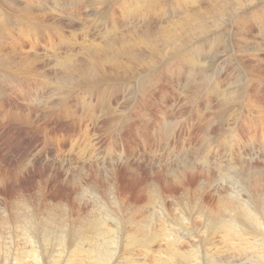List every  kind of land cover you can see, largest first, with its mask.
<instances>
[{
    "label": "rangeland",
    "instance_id": "obj_1",
    "mask_svg": "<svg viewBox=\"0 0 264 264\" xmlns=\"http://www.w3.org/2000/svg\"><path fill=\"white\" fill-rule=\"evenodd\" d=\"M28 1L0 0V23L4 26L0 30V35L2 34L3 36H0V39L6 40V45L12 37H20L28 40V43L29 41L40 40V43L34 47L24 49L23 53L30 52L31 54V58L24 60L22 59L23 53L18 58L15 52L9 51V44L7 47L0 46V240L6 244V247H9L8 251H5V256L0 252V264H15L17 252L22 248L28 250V247L30 251L34 252V255L39 252V255H35L34 259L36 257L41 258L42 249L39 251L40 247L38 244L42 243L38 239V235H35L38 234L37 230L34 231L35 233H31L30 231L33 229L30 228L24 231L22 230V225L21 228L17 227L15 220L16 216H19L21 222H23V217L28 213L25 208L26 203L31 206V209L33 207L39 209L41 205L43 206L40 207L41 209L47 205L50 209L52 208L48 214L43 213L46 218L41 221L47 218L51 219L52 216L57 218L58 214H66L71 219L77 217L78 222L76 225L81 229L87 221L104 218L103 209L106 210L111 205L117 211L125 214L127 218L131 217L132 221L134 220L133 217L136 218L138 216L137 218L140 219L153 210L158 211V201L156 200L153 187L156 185L161 187L160 190H162L163 196L166 193L170 194L171 191L182 194L183 187H180L178 183L175 184L179 182L178 180L184 182L187 189L193 190L190 194L191 198L193 197L192 199H194L196 194H200L203 200L205 199L211 206L217 207L220 195L228 199L232 198L231 200L237 198L234 193L231 194L232 197H229L228 192L233 188V184H236L239 174H246V172L249 174L253 173L251 175L256 182L254 195H258V200L261 204L264 202V148L260 149L264 147V72L262 74V72H255L254 70L256 75L263 76H260V78L253 76V74L250 76L247 73L244 77L240 74L238 79L236 74H233L235 73L234 68L230 67L232 66L231 62H233L232 57L235 56L232 51L234 50L237 54L242 55L247 51L248 46L241 52L238 45L233 50H231L230 43L227 45L230 37L229 39L221 38L223 45L220 44L217 38L213 39V47L210 46L211 43H207L201 49L210 54L201 70L184 62L177 55L180 51L175 53V50L169 51L168 56L165 54L161 56L160 54V57L155 54L149 55L148 53L145 57L143 56V59L138 55V57H135V54H133L134 58L129 59L130 61L125 56V59L123 58L122 61L119 59L118 63H115L114 59L111 63L110 56V58L102 56L98 57V60L94 63L87 61V64L85 61L86 69L81 70L80 62L77 64L81 54L77 52L79 47H76L75 53L78 55L76 57L78 59L75 60L77 65L74 62V66L75 71L78 74L81 71V74L77 78L71 75L73 76L70 79L71 83L69 80V84L60 85L54 90L51 87L52 75L49 76V73H52L50 70L51 64L53 62L55 64L56 55L61 51L59 50L58 38L68 36L75 46L78 42L83 41L82 36L84 35L86 39L100 37V35L102 38L106 28L116 24L115 20L124 15L123 12L127 10L122 3L127 6L132 0H116V2L115 0ZM135 1L137 0L133 2ZM144 1L138 0L141 5L146 4ZM157 1L159 2L156 7L161 8V13L168 17H174L175 11L172 6L175 5L176 0H156V3ZM201 1L200 3H202ZM156 3H149V5L154 6ZM259 6L260 8L247 10L248 16L245 23L238 25L235 24V21L228 27L232 31H237L235 34H239V36L244 32L242 29L248 28L247 26L250 27L247 37L249 42L252 40L250 42L251 45H249L253 48L252 51H248L246 59L252 65H256V61H259L260 65L258 66L264 69V39L260 32L263 28L259 26L258 20H254L262 19L264 21V18H262L264 17V1ZM12 11H15L14 14ZM125 14L126 16H131L128 13ZM147 16L152 17L150 15ZM123 17L125 18V16ZM141 19H143V22H141ZM122 20L133 23L131 17ZM148 20V18L144 20L142 17L133 24L141 27ZM138 21L141 24H138ZM42 37H46V39L43 40ZM252 43L254 46H252ZM193 44L191 43L185 47L183 51L192 47ZM258 46L263 47V49L258 51ZM33 48H36L35 51L38 54L40 53V58L37 59L34 56ZM150 49H152L151 44ZM218 51H220V55ZM51 53L53 54L51 55ZM225 57L226 59H224ZM136 58L138 59L136 60ZM125 60L128 61L129 65H127ZM140 60L141 63H138ZM148 60L151 63H148ZM152 61L156 63V66L151 67L155 64ZM147 63L152 65L147 66ZM142 64L144 65L143 67L141 66ZM31 66H34V70L37 68V71H30L31 74L29 71L23 72L22 69L32 68ZM129 66H131V69ZM221 66L225 69L219 71ZM89 67L90 69H88ZM117 67L121 70L119 69L118 71ZM9 68L14 69L12 72H15L16 76L9 75L11 72ZM184 69L191 70L194 73V81L191 76L184 72ZM228 74H233V82H230L229 78L224 82ZM241 76L242 78L240 79ZM119 78L122 79L120 80ZM217 81L222 82V89L218 92L215 90ZM73 83L74 85H72ZM64 87L70 88V93L64 92L62 90ZM92 94L94 95L92 96ZM170 94H173L174 98ZM164 138L168 141V168L166 166L164 168L163 163L156 161L158 158L167 157V148H165L167 145L164 143ZM257 139H260L259 141L261 142L259 143ZM177 142L182 146L178 147ZM174 145L176 146L174 147ZM183 145L192 146L190 150H185ZM180 148H183V150H180ZM154 150L158 156L153 154ZM259 152L263 153V159H261ZM206 154H209L211 162L208 164L199 163L198 160L203 156L206 157ZM253 154L255 155L253 156ZM184 156H188L192 160L180 163L181 160L175 159V157ZM238 157H241L242 160ZM253 157L256 158L253 159ZM230 158L233 160H230ZM195 159L197 161H194ZM230 161L232 162L230 163ZM228 167L230 168L229 171H231L227 175L225 171L229 172ZM254 168L258 169L255 170ZM155 169L159 170L155 171ZM178 171H183L184 174H180V178L178 177L177 179L173 173ZM218 171L219 173H217ZM214 172H216V175ZM71 174L72 177H70ZM249 174H247V177ZM225 178H228V180L226 179L225 181ZM261 182L262 184L259 185ZM41 187L42 189L40 190ZM112 195H115L121 202L118 204L119 207L121 206L120 209H117L118 206L114 205V203H110L109 197ZM98 197L103 198L107 206ZM50 200L54 201V204ZM170 202L171 199H168V196L164 197V205L167 208L165 211L168 210V203ZM139 207L142 209L140 208V210ZM170 209L169 213L174 215L181 214L178 209L177 212L176 209ZM50 213L51 215H49ZM9 215L12 219L8 218ZM107 223L113 227L111 221L107 220ZM48 232L52 233L51 231ZM33 234L36 238L35 240L33 239ZM219 235L222 236L221 234ZM18 236L22 237L19 238ZM27 237H30V239ZM100 240L101 237L95 238L91 241V245L94 241L98 242ZM28 241L30 243L34 241L38 243H35L36 248L34 250L31 249ZM202 246V248L199 246V249L203 254L202 258L204 257L203 264H218L215 261L210 262L211 255L207 252V247ZM47 248L49 251L55 250L53 245ZM68 256H63L65 258L64 264L69 260ZM222 258L224 259V257ZM34 259L31 262L36 264ZM151 259H153L151 264H154L156 260L154 258ZM169 260L168 258V262L171 264V260ZM259 260L251 257L249 253H244L239 258L234 257L236 264L241 262L259 264ZM114 261L109 264H114ZM41 264H43V260Z\"/></svg>",
    "mask_w": 264,
    "mask_h": 264
},
{
    "label": "bare ground",
    "instance_id": "obj_2",
    "mask_svg": "<svg viewBox=\"0 0 264 264\" xmlns=\"http://www.w3.org/2000/svg\"><path fill=\"white\" fill-rule=\"evenodd\" d=\"M133 1L134 0H132V2L129 1L131 3L128 4L127 6L125 5V3H122L123 6L127 10L125 12H123L124 15H122L120 18L115 20L116 24L112 25V27L108 26L106 28L104 35H102V38L100 35V37H95V38L93 37L90 39H86V37L84 35V36H82L83 41L78 42L76 46L70 41V38L68 36L58 38V45L60 47L59 50H61V51H59L56 55L55 64L51 58L53 64H51L52 65V67L50 66L51 68L49 67L51 72L53 73V74L49 73V76L52 75V77H51L52 86L51 87H53L54 90L57 89L58 87H60V85H64V84L67 85V84H69V82L71 83L70 79H72L73 76H74V78H77L81 74V71L79 74H78V72L75 71V66H74L75 60L78 59V58L76 59V57L78 56L75 53V51L77 50L76 47H79V50L77 52H79L81 54L80 60H78V62H77V64L80 62L79 64L81 67L80 66L79 67L81 70L86 69L85 61L86 62L88 61L89 63H94L98 60V57H102V56H104L105 58L111 57L110 58L111 63H112L113 59H114L115 63H118V60L121 59V61H122V59L125 56H127L128 60L131 58H134L133 54H135V57L140 56L143 59V56L145 57V55H147L148 53H149V55L155 54L157 57H160V54H161V56H162V54H165L168 56V52L171 50H175V53L180 51V53L177 55H179L184 62L189 63V65H191L195 68H199L201 70V68L204 66V64L206 62V59L209 58V56H210V54L207 51L201 50L203 48V46L207 43H211L210 46L213 47L214 46L213 39H215V38H217L220 41V44L223 45L221 38L225 37L226 39H229V37H230V41H227V40H225V41H227V45L230 43L231 50H233L234 47L238 45V48H240V50L242 52L243 50H245L246 46H248L246 49L247 51L242 55L237 54L234 50L232 51V54H235V56H233V57L231 56L233 58V62H231L232 66H230V67L234 68L235 73H233V74H236L238 79H239L240 74L244 77L245 75H247V73H249L250 76L253 74V76L260 78L261 75H259V74L256 75L254 73V70H255V72L260 71L263 74L264 69H262L258 66L260 64H259V61H256V57H255V61L257 63L256 65H252L246 59L248 56V51H252V48H253L250 46L251 45L250 42L252 40H250V42H249V38L247 37L249 35L248 32H249L250 27L247 26L248 28H246V29L241 28L242 31H244V32H243V34H240V36H239V34H235V33H237V31H232V29L229 28L228 26H231V23H235V21H236L235 24H238V25L245 23L247 21L246 17L248 16L247 10L250 8H252V9H257L258 7L260 8L259 4L262 3L264 0H203V1H201V0H176L175 5L172 6V9L175 11L174 17H168L164 13H161V8L156 7V6H158L159 1H157V3H156V0H145V1L143 0L144 2H146L145 5H141L140 4L141 1L140 2H138V0L135 2H133ZM200 1L202 3H200ZM115 2H116V0H115ZM149 3H151V4L156 3V4L154 6L151 5L152 6L151 7L149 5ZM124 7H122V8H124ZM30 10H31V7H30ZM14 12L12 11L13 14H14ZM125 13H128L131 16H126ZM16 14H18V13H16ZM147 15H150L152 17H148ZM114 16H116V15H114ZM123 16H125L126 19L131 17L133 23L138 19L140 20V18H142V17L144 18V20H145V18H146V20H147V18L149 20H148V22L147 21L145 22L146 23L145 25H142L140 27V25L133 24L131 22H128L127 20H122V19H125ZM167 17H168V19H167ZM8 18H10V17H8ZM262 18H264V17H262ZM141 20H142L141 22H143V19H141ZM254 20H258L259 26L263 28L262 30H260V32L262 33V34L261 33L260 34L264 39V25H262L264 23V21L262 19H254ZM139 23H140V21H138V24ZM3 27L4 26L2 25V23H0V30ZM228 30H229V33H228ZM238 31H240V30H238ZM7 32H6V34H7ZM97 33L99 34V32H97ZM97 33H96V35H98ZM235 35H237V36L235 37ZM0 36H2V34ZM93 36H94V34H93ZM238 36H239V38H238ZM42 38H43V40L46 39V37H42ZM3 39H7V38H3ZM81 39H79V40H81ZM27 41L28 40L21 39L20 37L10 38V40L8 42L9 47H10L9 51L11 50V52H15L16 56H18V58H20L19 55L24 52V49H26L27 47H30V48L34 47L35 45L40 43V40H36L35 42L29 41V43ZM253 41H255V40H253ZM141 43L143 44L142 46H141ZM191 43H194L193 46L189 47L183 51V49L185 47L189 46ZM150 44L152 46V49H150ZM7 45H6V40L0 39V46H6L7 47ZM252 46H254L253 43H252ZM255 46H257V45L255 44ZM263 46H264V44H263ZM235 49H236V47H235ZM262 49H263V47L258 46V51H261ZM33 50L35 52L34 56H36L37 59L40 58L39 57L40 53L38 54V52L35 51L36 48H33ZM2 52H1V54H2ZM225 52H228V51H225ZM8 53H10V52H8ZM8 53H7V55H8ZM52 54L53 53H51V55ZM218 54L220 55V51H218ZM82 56H83V58H82ZM226 57L224 59H226ZM11 58H12V56H11ZM28 58H31L30 52L23 53L22 59L24 60V59H28ZM148 58L150 59L151 57H148ZM22 59H20V60L23 61ZM137 59L138 58H136V60ZM242 59H244V60H242ZM245 59H246V61H245ZM141 60L138 63H141ZM155 61H156V59H155ZM88 62H87V64H88ZM124 62H122V63H124ZM126 62H127V65H129L128 61H126ZM126 62H125V65H126ZM144 62H142V63H144ZM152 62L155 63L154 61H152ZM157 62H159V61H157ZM33 63H32V65H33ZM148 63H151V61L148 60ZM19 64H21V63H19ZM75 64H76V62H75ZM12 65H14V64H12ZM151 65L152 64H148L147 66H151ZM227 65H230V64H227ZM29 66H30V64H29ZM141 66L143 67L144 65L142 64ZM153 66H156V63L154 65H152L151 67H153ZM250 66H251V68H250ZM33 67L27 68L26 70H24V69H22V70H23V72H25V71L26 72L27 71H29V72L30 71H37V68L35 67L36 70H34ZM129 67L131 69V66H129ZM14 68H16V67L14 66ZM46 68H48V67H46ZM88 69H90V67ZM116 69L119 71L120 68L118 69V67H117ZM140 69H139V71H140ZM223 69H225V68L221 66L219 71H222ZM125 70H126V68H125ZM9 71H11L9 73V75H11V76L15 75V72H12V71H14V69H10ZM129 71H132V70H129ZM166 71H167V69H166ZM125 72H127V71H125ZM143 72H145V71H143ZM143 72H142V74H143ZM146 72H148V71L146 70ZM184 72L188 76H191L193 78V81L195 80L194 73L191 70H185L184 69ZM158 73H159V70H158ZM30 74H31V72H30ZM114 74L116 75V73H114ZM126 74H128V73H126ZM233 74H231V75L228 74L226 79L224 80V82H226V80L228 78H229L230 82H233L232 81L233 80ZM71 75H73V76H71ZM143 75H145V74H143ZM242 76L240 77V79L242 78ZM261 77H263V76H261ZM122 78H119V79L121 80ZM122 80L124 82V78ZM158 80H159V78H158ZM130 81H131V79H130ZM81 82H83V81H81ZM115 83H116V81H115ZM117 83H118V80H117ZM159 83H161V82H159ZM72 85H74V83ZM123 86H124V84H123ZM159 87H160V85H159ZM183 87H184V84H183ZM105 88H107V87L105 86ZM221 89H222V82L217 81L216 89H215L216 92H218ZM62 90L64 92H67V93L68 92L70 93V91H71L70 88H68V87L67 88L64 87V88H62ZM143 90H144V88H143ZM119 91H120V87H119ZM125 94H126V92H125ZM93 95L94 94H92V96ZM107 96H108V94H107ZM132 96H134V95H132ZM170 96H173V94H170ZM124 98H126V97H124ZM173 98H174V96H173ZM60 100H61V98H60ZM133 100H134V98H133ZM252 100H253V98H252ZM134 103H135V101H134ZM260 112H262V111H260ZM261 115H262V113H261ZM263 115H264V113H263ZM166 125H170V124H166ZM162 126H163V124H162ZM164 130L166 131L165 128H164ZM166 137H167V135H166ZM257 140L259 141L260 139H257ZM260 142L261 141H259V143ZM164 143H166V145H167L165 147V148H167V157H166L167 160L163 156L164 158H158V160H156V161L163 163L164 168H166L168 166V141L165 139ZM177 143L179 145L178 147L182 146V145H180L179 142H177ZM183 143H185V142L183 141ZM189 145H183V148L185 147V150H188V149L190 150L192 145L190 147H189ZM240 145L242 146L241 143H240ZM175 146L176 145H174V147ZM246 146H247V144H246ZM261 146H262V143H261ZM171 147H173V146H171ZM183 148H180V150H183ZM262 148H264V147H261L260 149L262 150ZM172 149L174 150V148H172ZM261 150H259V151H261ZM259 153L261 155L260 156L261 159H263L262 154L264 152L262 154H261V152H259ZM153 154L154 155L156 154L155 150L153 151ZM237 154H238V152H237ZM239 154L241 155V153H239ZM242 154L244 155V153H242ZM245 154H247V153H245ZM251 154H252V152H251ZM251 154H249V155H251ZM256 154H257V152H256ZM254 155L255 154H253V156ZM127 157H128V155H127ZM129 157H131V156H129ZM256 157H257V155H256ZM131 158L134 159L133 157H131ZM173 158H174V156H173ZM238 158H241V157H238ZM255 158L253 157V159H255ZM175 159L178 161L181 160L180 163H185V161H191L192 160L188 156L175 157ZM230 160H233V159L230 158ZM241 160H242V158H241ZM241 160H240V162H241ZM259 160H260V158H259ZM169 161H171V160H169ZM194 161H197V160L195 159ZM198 162L202 163V164L210 163L211 161L209 158V154H206V157L205 156L201 157L198 160ZM231 162L232 161H230V163ZM139 163H138V165H139ZM176 166H179V165H176ZM219 168H217V169L219 170ZM229 169L230 168L228 167V171H229ZM257 169L258 168H256L255 170H257ZM158 170L155 169V171H158ZM226 171H225V173L228 175L231 170L229 172H226ZM256 172H258V171H256ZM215 173L216 172H214V174ZM217 173H219V171ZM180 174L183 175L184 174L183 171H180V172L178 171V172L173 173L174 177H176L177 179H178V177L180 178V176H179ZM247 174H249V173L246 172V174H239V178H238L236 184H233V188L231 189V191H229L230 193L228 192L229 197H232L231 194L234 193L237 196V198L236 199L234 198V200H231L232 198L228 199V198L223 197V196L221 197V195H220V200H219V204L217 207H213L210 205V203H208V201H206L205 199L203 200V198L200 196V194H196L194 199H192L193 197L191 198L190 194L193 190L187 189L185 186V183L178 180L179 182H176L175 184L178 183L180 185V187H183V191H181L183 193L182 194L180 193L181 195L171 191L170 194L165 192L166 194H165V196H163L162 190H160L161 187H159L158 185L153 187V190L155 189L156 200L158 201V211L153 210V211H151V213L147 214V216L142 217L140 219L137 218L138 216H136L137 219L135 217H133L134 218V220H133L134 222H133L131 217L127 218L125 214H123L120 211H117L115 209V207L111 205L106 210L103 209L104 218H99V219H95V220L92 219L90 221H87L81 229L79 228V226L76 225V223L78 222L77 217L71 219L66 214H58L57 218H54L52 216L51 219L47 218L44 221H41L42 219L46 218V217H44L43 213L48 214L52 208L50 209L49 207H47L48 206L47 205L41 209L40 207L42 205L40 204L41 206H39V209H36L35 207H33L31 209L30 208L31 206H29L26 203V207L25 206L24 207L26 208L28 213L23 217V222H21L19 216H16L15 220L17 222V227L21 228V225H22V230H24V231L27 228L33 229L32 231H30L31 233L34 232L35 230H37L38 234H35V235L36 236L38 235V239L41 240L42 244H38L35 241L32 243H30L29 241L28 242H29L32 250H34L36 248L35 243H37L39 245L40 250L39 249L38 250L41 251V249H42V251L40 253L41 258L36 257L34 259L35 255H39V252L37 254L35 253V255H34L33 254L34 252L30 251L29 247H28V250L25 248H22L17 252V261L15 264H34L31 262L32 259H34V261L36 260L35 261L36 264H41L42 260H43V264H64V260H65V258H63L64 255H69L68 256L69 262L67 261L65 264H109V263H111V261L113 262L115 259L116 260L114 261V264H151V261L153 260L151 258H154L156 260V262L154 264H169L168 258L171 260V264H203V258L204 257L202 258L203 254L199 249V246L201 247L202 245H204L205 248L207 247V249H208L207 252H209L211 255V256L209 255L211 258V259H209L210 262L215 261L218 264H225V263L226 264H233V263H235L234 257L239 258L240 255H242L244 253H249V255H251V257L256 258L258 260L260 259L259 264H264V202H262V204H261L258 200V195L257 194L254 195L256 182L254 180V177L252 176L253 173H251L252 175L249 174L248 177H247ZM263 174H264V172H263ZM75 175H76V173H75ZM115 175L117 176V174H115ZM153 175H155V174H153ZM222 175H223V173H222ZM68 176H69V174H68ZM70 177H72V174ZM65 178H64V180H65ZM226 179L228 180V178H225V181H226ZM67 180H69V179H67ZM223 180H224V178H223ZM261 180H262V178H261ZM83 182H85V181H83ZM224 183H222V184H224ZM230 183H234V182H230ZM103 184H105V183H103ZM152 184H153V182H152ZM261 184H262V182L259 183V185H261ZM79 185H80V183H79ZM82 185H83V183H82ZM165 186H166V184H165ZM42 187L40 188V190L42 189ZM263 187H264V184H263ZM101 188H103V187H101ZM149 188H150V186H149ZM166 188L168 189V187H166ZM170 188H172V187H170ZM257 188H258V186H257ZM207 189H209V188H207ZM203 190H204V188H203ZM81 191H82V189H81ZM212 191H213V189H212ZM38 192H37V194H38ZM92 192H94V190H92ZM172 194H177V195H172ZM95 196L97 197L96 193H95ZM166 196H168V199L169 198L171 199V202L168 203V210L167 211H165L167 208L164 205V197H166ZM35 198H36V196H35ZM45 198H46V196H45ZM98 198L100 200H102L101 202L104 205H106V203L103 201V198H101V197H98ZM109 199H110V203H114V205L118 206L117 209L118 208L120 209L121 206L119 207L118 204L121 202H119V200L116 198L115 195L114 196L112 195L111 197H109ZM69 200H68V202H69ZM44 202H45V200H44ZM52 202L54 204V201H51V203ZM32 204H34V203L32 202ZM53 204H52V206H53ZM125 204H126V202H125ZM138 204H139V202H138ZM56 206H57V204H56ZM140 208L141 207H139V209ZM149 208H151V207H149ZM170 208H173L172 210L176 209V212H177V209L180 210L181 214L178 213V214L174 215L172 213H169V210H171ZM53 210H54V208H53ZM137 210H135V211H137ZM147 212H148V210H147ZM101 214H102V212H101ZM49 215H51V213ZM134 215H136V214H134ZM8 218L12 219L10 215L8 216ZM107 220H109L113 223V227L107 223ZM20 231H21V229H20ZM48 231H51L52 233H49ZM46 232H48L49 235L46 234ZM87 232H89V234L86 235ZM218 234H221L222 236H220V235L218 236ZM18 237L20 238L22 236H18ZM33 237H34L33 239L35 240L36 238H35L34 234H33ZM100 237H101L100 241H98V242L94 241V243L91 245V241H93L95 238L97 239ZM27 238L30 239V237H27ZM6 240H7V238H6ZM51 245H53L55 247V250H53V251L48 250L47 247L51 246ZM8 248L9 247H6V244H4V242L2 240H0V252L4 256H5V251H8ZM68 251H70L69 254H68ZM35 252H37V251H35ZM231 255H232V257H231ZM222 257H224V259ZM86 259H89V260L86 261ZM247 263L250 264L249 262H247ZM239 264H246V263L241 262Z\"/></svg>",
    "mask_w": 264,
    "mask_h": 264
}]
</instances>
